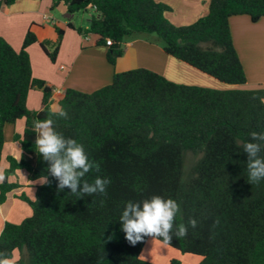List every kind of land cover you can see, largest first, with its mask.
<instances>
[{
    "label": "trees",
    "instance_id": "1",
    "mask_svg": "<svg viewBox=\"0 0 264 264\" xmlns=\"http://www.w3.org/2000/svg\"><path fill=\"white\" fill-rule=\"evenodd\" d=\"M15 1L2 0L7 6ZM59 3L69 14L94 9L88 28L68 27L81 36H98V46L110 39L107 61L112 66L126 38L155 34L168 55L228 85L246 83L230 18L247 15L257 22L264 17V0H210L207 15L188 26L173 25L165 16L170 8L155 0H53V6ZM55 30L56 42L41 43L52 62L64 33ZM36 42L29 31L16 51L0 37V161L5 125L25 119L23 134L14 135L23 155L7 158L5 175L24 169L30 181L47 176L50 183L36 186L33 201L24 193L18 196L32 214L20 224L5 223L0 252H18V264H155L141 258L153 238L130 245L119 220L128 201L159 195L180 206L175 224L197 221L186 237L174 236L166 246L201 257L199 264H264V180L249 183L243 149L251 132L264 133L262 89L183 85L137 68L115 73L109 85L91 93L66 89L59 107L68 118H59L50 111L51 88L32 75L27 48ZM33 89L43 94L37 112L26 106ZM46 118L99 164L100 170L84 179H110L105 195L80 198L67 188L57 191L58 181L35 145L34 122ZM188 152L196 158L185 172ZM19 187L8 179L0 184V204ZM169 264L181 262L171 259Z\"/></svg>",
    "mask_w": 264,
    "mask_h": 264
},
{
    "label": "crops",
    "instance_id": "2",
    "mask_svg": "<svg viewBox=\"0 0 264 264\" xmlns=\"http://www.w3.org/2000/svg\"><path fill=\"white\" fill-rule=\"evenodd\" d=\"M167 5L170 10L166 18L175 26H188L207 15L210 0H155ZM53 0H16L7 6L0 0V37L5 39L14 50L22 48L26 34L31 31L37 39L27 48L30 57L32 75L43 80L52 90L50 108L58 105L66 89L71 88L85 93L96 91L112 82L115 73L137 68L154 71L166 79L183 85L226 90L241 89L264 91V17L252 22L249 16L239 15L230 18V32L234 48L244 68L246 83L228 85L208 76L197 69L181 62L164 49L162 42L156 37L135 34L123 42V54L114 66L107 61L108 46L96 45L98 36L79 35L68 27L88 28L90 19L85 25L73 21L75 14H69L64 3L53 6ZM93 11L94 9L91 8ZM55 27L64 30L58 53L54 62L44 52L41 43L53 44L57 41ZM49 49V46H47ZM42 90L29 92L26 106L31 112L42 107ZM26 126L25 119L8 123L4 127V146L0 168L4 173L9 168L7 158L17 160L23 155L21 144L14 140V135H22ZM24 171V172H22ZM10 183H18L21 187L9 192L4 203L0 204V234L6 222L20 224L32 214L30 205L18 198L28 188L43 183V179L30 181L28 172L17 170L8 176ZM146 242L141 258L155 264H169V259L162 256L163 247L160 242ZM150 245L147 246V244ZM162 244V243H161ZM164 245V244H163ZM147 247V248H146ZM149 255L143 258L144 251ZM15 255V252H14ZM19 255L17 256V259ZM200 261H197L199 264Z\"/></svg>",
    "mask_w": 264,
    "mask_h": 264
},
{
    "label": "clouds",
    "instance_id": "3",
    "mask_svg": "<svg viewBox=\"0 0 264 264\" xmlns=\"http://www.w3.org/2000/svg\"><path fill=\"white\" fill-rule=\"evenodd\" d=\"M50 111L53 116L68 118L67 111L58 105H52ZM54 125V119L46 118L35 121L33 127L36 133V150L48 163V173L58 181L57 191L61 192L67 188L70 193L80 198L105 195L111 180L97 176L89 183L84 179L90 171L98 172L99 164L89 160L82 144L75 139L65 138L56 131ZM250 137L251 141L245 143L243 149L247 156L249 183L257 184L264 180V156H261L264 151V133L253 131ZM7 179L4 170L0 168V184ZM43 183H50L47 176L44 177ZM179 211L180 206L174 199L153 195L142 201H128L119 221L125 239L132 246L143 242L145 237L159 239L164 245H170L174 236L178 239L184 238L188 234L189 226H197L195 219H189L187 225L175 224ZM0 264H18L17 257L0 252Z\"/></svg>",
    "mask_w": 264,
    "mask_h": 264
},
{
    "label": "rangeland",
    "instance_id": "4",
    "mask_svg": "<svg viewBox=\"0 0 264 264\" xmlns=\"http://www.w3.org/2000/svg\"><path fill=\"white\" fill-rule=\"evenodd\" d=\"M93 15H95V12L91 8L88 9L87 11H79V12H77L75 14V17H74L73 21L75 23H77V24L85 25L86 24V20L90 19ZM145 36H148L150 38L151 37H156L155 34H145ZM49 49L50 50L53 49L51 45H49ZM195 158H196V156L193 153H191V152L186 153L185 162H184V171L185 172H188L190 170ZM22 172H24V171H22ZM25 195L30 200H32V201L35 200V191H34L33 188H28L26 190V192H25ZM154 241H155V239H150L149 242L151 243V242H154ZM150 243H148L147 246L150 245ZM159 245L163 247L162 256H163L164 253L166 254L164 256V258L169 259V257L170 258L173 257L175 259L180 260L181 264H197V261H201V259H202L201 257L196 256V255L182 254L179 251H177V250H175V249H173V248H171L169 246L163 245L161 243ZM148 255L149 254L146 253V250H145L143 255H142V257L146 258V256H148ZM15 256L16 257L18 256V252H15Z\"/></svg>",
    "mask_w": 264,
    "mask_h": 264
},
{
    "label": "built area",
    "instance_id": "5",
    "mask_svg": "<svg viewBox=\"0 0 264 264\" xmlns=\"http://www.w3.org/2000/svg\"><path fill=\"white\" fill-rule=\"evenodd\" d=\"M106 45H107V46H110V45H111V40H110V39H107V40H106Z\"/></svg>",
    "mask_w": 264,
    "mask_h": 264
}]
</instances>
